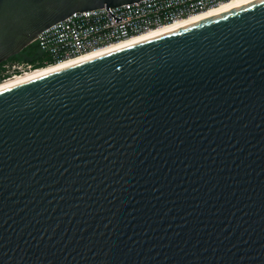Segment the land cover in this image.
I'll return each instance as SVG.
<instances>
[{"label": "water", "instance_id": "obj_1", "mask_svg": "<svg viewBox=\"0 0 264 264\" xmlns=\"http://www.w3.org/2000/svg\"><path fill=\"white\" fill-rule=\"evenodd\" d=\"M140 1L0 0V63ZM0 264H264V0L1 90Z\"/></svg>", "mask_w": 264, "mask_h": 264}, {"label": "built area", "instance_id": "obj_2", "mask_svg": "<svg viewBox=\"0 0 264 264\" xmlns=\"http://www.w3.org/2000/svg\"><path fill=\"white\" fill-rule=\"evenodd\" d=\"M231 0H143L109 11L74 13L41 32L30 46L39 57L34 63L7 60L0 63V86L27 73L75 59L134 36L165 27Z\"/></svg>", "mask_w": 264, "mask_h": 264}, {"label": "bare ground", "instance_id": "obj_3", "mask_svg": "<svg viewBox=\"0 0 264 264\" xmlns=\"http://www.w3.org/2000/svg\"><path fill=\"white\" fill-rule=\"evenodd\" d=\"M250 1H252V0H231L229 2L221 4L219 7H214V8H211V9L207 10V11H203L201 13L195 14V15L189 17L188 19H183V20L177 21V22H175L173 24L166 25L165 27L158 28V29H155V30H151L149 32H145L143 34L134 36V37H132L130 39H126L124 41H120V42L115 43L113 45H110V46H107V47L92 51L89 54L83 55V56L75 58V59H69V60H67L65 62L58 63V64L52 65L50 67H47V68L37 69L36 71L27 73V75L22 76V77L16 79L15 81H13V82L6 83V84L0 86V91L3 90V89H7L9 87L15 86L17 84H20L22 82L31 80L33 78L45 75V74L50 73L52 71L61 69L63 67H66V66H69V65H72V64H76V63L88 60L90 58L102 55L104 53L116 50L118 48L124 47V46L129 45L131 43H134L136 41H139L141 39H144V38H147V37H150V36H153V35L161 34V33H164V32H168V31L179 29L181 27H184V26L189 25L191 23H194L196 21L202 20L204 18L210 17L212 15L218 14V13L223 12V11L232 9L234 7H237L239 5H242V4L250 2Z\"/></svg>", "mask_w": 264, "mask_h": 264}, {"label": "trees", "instance_id": "obj_4", "mask_svg": "<svg viewBox=\"0 0 264 264\" xmlns=\"http://www.w3.org/2000/svg\"><path fill=\"white\" fill-rule=\"evenodd\" d=\"M21 53L32 56L30 60H27L32 63H34L36 61V58L39 57L34 46H28ZM11 60H17V57H12Z\"/></svg>", "mask_w": 264, "mask_h": 264}, {"label": "rangeland", "instance_id": "obj_5", "mask_svg": "<svg viewBox=\"0 0 264 264\" xmlns=\"http://www.w3.org/2000/svg\"><path fill=\"white\" fill-rule=\"evenodd\" d=\"M15 57H17L18 61L29 62L27 60H30L32 56L20 53L19 55L15 56Z\"/></svg>", "mask_w": 264, "mask_h": 264}]
</instances>
